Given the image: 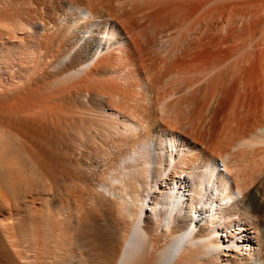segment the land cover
Instances as JSON below:
<instances>
[{
    "label": "bare ground",
    "instance_id": "1",
    "mask_svg": "<svg viewBox=\"0 0 264 264\" xmlns=\"http://www.w3.org/2000/svg\"><path fill=\"white\" fill-rule=\"evenodd\" d=\"M110 4L0 0V264H264V173L237 170L236 152L216 149H224L229 137L221 139L212 125L191 129V106L200 100V89L164 103L161 121L153 120L144 104L140 109L129 104L126 91L140 87L139 72L148 74V61L141 39L131 34L133 14ZM174 7L158 10L167 14ZM199 49L190 57L175 55L168 72L186 65L187 58L198 57L197 63ZM259 55L241 67L239 72L247 73L237 75L241 82L246 75L242 87L256 83L262 89L261 79H253L259 75ZM219 86L214 76L203 87L204 96L229 90ZM260 92L249 95L245 112H253L261 100L264 106ZM176 120L190 127L182 129V138L175 135ZM107 134L129 146L117 164L107 161L112 163L107 170H99L103 157L91 151L92 141ZM52 159L89 181L93 206L71 192L73 174L56 169ZM217 159L232 183L228 174L217 172Z\"/></svg>",
    "mask_w": 264,
    "mask_h": 264
},
{
    "label": "rangeland",
    "instance_id": "2",
    "mask_svg": "<svg viewBox=\"0 0 264 264\" xmlns=\"http://www.w3.org/2000/svg\"><path fill=\"white\" fill-rule=\"evenodd\" d=\"M105 1H107V3H109V4L111 3L112 4V6L110 4L111 8L112 9L116 8L117 11H123L125 8H126L125 10L131 11V15L133 14L132 15V17H133L132 18V23H133L132 30L133 31L131 30L132 31L131 34L132 35L136 34L141 39V42L143 44V51L145 54V58L143 57V59H145L146 62L148 61L147 62L148 68H149L148 74L146 73V70L145 71L141 70V72H139V79L140 80L138 81V86H140V87H134V88H132L133 90L132 89L131 90L129 89L127 91L125 90L127 92V95H130V96H128L129 99H127V100H129L128 101L129 104L131 106L134 105L136 107V109H140L141 108L140 105L144 104L146 108L149 107L150 111L149 110L148 111L151 113L152 117L154 116L153 120L158 118L157 120L161 121V111L159 109L162 108L164 103H168L172 100H175V97H176V99H178V98H181L184 96H186V97L192 96V93H191L192 91L200 89L198 92L199 96L202 95L200 97V100H199V96L197 98L195 96L196 100L198 99L199 101L198 100H197L198 102L195 101V103L193 104L194 107H193V105L191 106L192 109L194 108L192 110L193 115L191 116V119H190L191 123H192L191 129H194L196 131H202V129L204 130L205 126L212 125L213 127H215L213 129L216 131L218 130L217 131L218 134H221V139H226L227 136L229 137V139L227 141L228 144L226 143L227 146L224 149H222L223 147H221V146L216 147L218 152L222 151V150H224L226 152V154H231V153L234 154L236 152L234 154V156H232V157L234 158L235 164L238 165L237 170H239L243 175L248 173L249 172L248 170H250V169L251 170L254 169V170H252V172H254V173L256 172L257 174L261 173L260 175H262L264 173V166H263L264 165V154H263L264 153V140H263L264 136L262 135V134H264V123H263L264 122V106H263V102L261 100L260 101L261 103L259 102V105H261V104L262 105L261 106L258 105L259 107L255 108L253 110V112L252 111L250 113L245 112L246 111L245 109L247 107V104L250 102L251 97L254 96L253 94H255V95L257 94V96H260L261 95L260 91L261 90L264 91V87H263L264 86V79H263L264 78V72H263L264 71V64H263V62H264V12H263L264 11V0H245V1L244 0H242V1L241 0H105ZM164 1H166V3H168V6L171 3L169 7L167 6L168 8L165 6L167 4H163ZM132 4L134 5V7ZM179 4H181V5H179ZM188 4L189 5L191 4V6H189ZM162 5H163L164 9L165 8L170 9L171 6L174 7L173 5H175V7H174V9L172 8L171 10H166V11H169L167 14H166V12H164L162 14V13H160V11H163V9L158 10V9L162 8ZM242 5H245V6H242ZM146 6H149V7H146ZM176 6H178V7L176 8ZM180 6L181 7L183 6L184 9H183V7L181 8ZM238 9H239V11H238ZM172 10H173V13H172ZM187 10H189V12ZM148 11H149V13H148ZM190 11H191V13H190ZM154 12H157V13H154ZM230 12L232 14L233 13L234 14L232 15ZM184 13H186V14L183 15ZM146 14L152 15V16L148 17V15L146 16ZM165 14L167 16H165ZM226 17H227V19H226ZM172 20H174V21H172ZM204 21H206V22H204ZM217 24H218V26H217ZM221 28H222V30H221ZM223 28H225V29L223 30ZM235 33H236V35H235ZM225 35H228V37L226 36L227 38L226 37L223 38V36H225ZM212 36H214V37L216 36V37L214 38ZM200 39H201V41H199ZM213 39H214V41H213ZM193 40H195V41H193ZM197 42L199 44H196ZM193 45H194V47H193ZM197 45L198 46L200 45L199 46L200 49L198 47H196ZM190 46H192V48ZM201 46H204V47H201ZM186 47H187V49H189L188 51H186L187 50ZM198 49H199V51L202 49L200 52L198 51L199 59H200L198 61L199 63L198 62L196 63V59L198 60V57L195 59V61H189L190 58H187V61H188L187 64L179 66V68L181 70L179 68L178 69L175 68L174 70H169V72H168L167 66L171 63V61L173 59H175V55H179L180 52H186L185 55L187 54V56L189 55L188 57H190L191 51L195 52ZM203 50L206 52H204ZM249 52H250V54H249ZM257 54L258 55L260 54L259 56L261 57L260 60H259L260 57H258V59H257V62L260 63L258 66L259 67V70H258L259 75L257 73L256 75H258V76H254L255 78H253V79H254V82H257L259 79H261V81L259 80L258 85L261 86L262 89L257 88L256 83H254L255 84L254 87H256V89L254 87L250 89L249 83H247L249 86L247 84H245V86L242 87L244 82H247V81H245L246 75L244 74V79H242L243 82H241V78H239V77L243 76V74H241L242 71L244 73H246V71H245L246 69L242 70L241 73L239 71H240L241 67L243 68L245 66L246 68H248L249 64H250V60L252 59V57L254 59L255 55L257 57L258 56ZM146 55H148V56L146 57ZM156 57H157V60H156ZM237 59H239V60H237ZM243 59H244V61H243ZM245 59H248L249 62H248V60L246 61ZM136 61H137V59H136ZM194 62H195V64H194ZM246 62H247V64L248 63L249 64L247 65ZM252 62H253V60H252ZM149 64L150 65L153 64V65L150 66ZM188 65H191V66L187 67ZM211 65H213V66H211ZM238 65H240V67ZM229 68L232 70H229ZM234 72H236L237 74ZM218 74H220V75L217 76ZM224 74H227V75H224ZM238 74H240V76H237ZM213 75L218 78L219 85L221 86V88L226 87L227 90L229 89L228 91L226 90L229 93L226 92L223 95H217L218 93H215V94H210L209 97L204 96L203 87L206 88L209 80L214 77ZM221 75H223V76H221ZM220 77H222V79ZM225 77H226V79H225ZM237 77L240 80L236 79V81H235V78H237ZM256 78H258V79H256ZM227 79L229 80V82ZM222 80H224V81H222ZM222 82L224 83L223 86H222ZM247 86L249 87V89ZM219 87H217V88L220 90ZM242 88L244 89L243 90L244 92L246 90H248V91H246V93H244L241 90ZM187 89H189V90H187ZM223 89H225V88H223ZM252 89L253 90L255 89V91H257V89H259L260 91L258 90L259 93H258V91H257V93H254L255 91H251V93L253 92V94H251L249 91ZM134 91H135V93H134ZM168 91H170V93H172V94L175 93L173 95L174 97L172 96V94L168 95V94H170ZM189 92L191 93V95ZM217 92H218V90H217ZM241 92H243V93H241ZM196 93H195V95H197ZM246 94H247V96H246ZM214 95H215V97H214ZM216 95H217V97H216ZM249 95H251V97ZM166 96L167 97L172 96V97L167 98ZM218 97H219V100H218ZM225 97H226V99H225ZM249 97H250V99H247ZM241 98L246 102H244ZM169 99H170V101H169ZM193 99H194V97H193ZM210 101L214 102V103H211ZM199 102L203 103V104H200ZM205 103L207 105L208 104L209 105L207 106ZM135 104H137V105H135ZM196 105L198 106V109H197ZM137 106H139V107H137ZM218 106H219V108H218ZM202 107H203V109H202ZM233 107H234V109H233ZM238 108H239L240 112L242 111L241 113L239 111H237ZM78 110L79 111L81 110L80 112L77 111L78 113L84 112L83 109L78 108ZM141 110L144 111L143 108ZM74 111H76V109ZM159 111H160V113H159ZM200 111H201V113H199ZM72 112H73L72 110H68L67 113L71 114ZM156 112H158V113H156ZM145 113H147V111H145ZM211 114H212V119L210 118ZM241 114H243V115H241ZM194 115H196V117ZM155 116H157V117H155ZM233 116H235V117H233ZM240 117H243V118L239 119ZM202 118H203V120H202ZM220 118H223V119H220ZM210 120L212 121V123ZM175 122H176L175 124L177 125V127H176V131L175 130H173V131L176 132L175 135L182 138L180 135H182V134L185 135L184 133H182L183 130L184 129L188 130L190 127L188 126V124L185 121L181 122V121L176 120ZM184 123H186V124H184ZM198 123L201 126L198 125ZM259 123H262V124H259ZM181 124H183V125L180 126ZM256 124H257V126H256ZM258 124H259V126H258ZM153 127H155V124L153 125ZM198 127H199V130H198ZM255 129H257V130H255ZM247 132H248V134H247ZM107 135H105V137L103 136V139L101 137L100 141H98L99 139L98 140L94 139L92 141L93 144H92L91 151L97 153L98 155L102 154L101 156L103 157V161H102L103 165H102V167L101 166L99 167V170H102V169L107 170L109 165L112 164L109 162H113L114 164H117L119 158L121 156H124V154L127 152L128 146H129V142L127 143L126 140L125 141L124 140L118 141V139H115L112 134H111L112 137H110L108 135L110 138L107 137ZM185 137H187L189 139V142L192 143L194 138L192 139V137L189 135H186ZM254 137H256V138H254ZM261 138L263 140V144H260L262 142ZM113 139H114V142L116 141L115 143H117V144H115L113 142ZM122 141H124V142H122ZM195 141L196 140L194 139L193 142H195ZM254 141L255 142L257 141L259 143H257V142L255 143ZM121 143H123V145ZM231 143H233V146ZM254 143H255V145H254ZM248 144H249V146H248ZM205 145L208 146V144H206V142L204 143V146ZM125 147H126V149H125ZM153 147H154V145H152V148ZM199 147H202L201 144L199 145ZM260 147H262L263 149ZM122 148H124V149L122 150ZM113 149H115V151H113ZM183 150L187 151L185 148H183ZM217 150H215V151L217 152ZM119 151H120V153H119ZM121 151H123L124 153L122 152V154H121ZM106 154H107V157L105 156ZM110 154L111 155L113 154L112 157L110 156ZM108 159H111V161ZM55 161H56V159H52V164L54 163L53 165L56 169H61L62 172L64 171L69 175L73 174V176L70 175L73 178L69 184L71 192L76 193V194L78 193L79 197H82V199H85L84 200L85 203L88 204V206H91L93 204V201L95 202V200H93L92 193H89L90 191H88L89 188L87 187V185H89V187H90L89 181L83 179V177H81L82 175L79 171L74 170L73 168L70 169L69 167H66L65 165H63L58 160H57V163ZM107 161H109V162H107ZM105 162H106V164H104ZM254 162H255V164H254ZM200 163H201V161H200ZM216 164H217V167H216L217 172L223 173L226 175L228 174V172H226L224 170V167H223L221 160L217 159ZM57 166H59V167H57ZM62 166H65L66 169ZM247 167H248V169H247ZM72 171H73V173H72ZM227 176H228V178L227 177H225V178H227L230 181V183H232L231 178L229 179L230 175L228 174ZM84 181H85V184H84ZM78 182L80 183V186H79ZM75 183H76V186H74ZM78 187H80V188H78ZM239 198H240L239 196L234 197L233 201H237ZM196 218H197V215H195V219Z\"/></svg>",
    "mask_w": 264,
    "mask_h": 264
}]
</instances>
